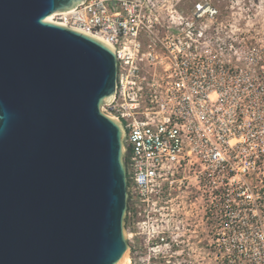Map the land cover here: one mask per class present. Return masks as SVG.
Listing matches in <instances>:
<instances>
[{
    "label": "built area",
    "instance_id": "2783aa9c",
    "mask_svg": "<svg viewBox=\"0 0 264 264\" xmlns=\"http://www.w3.org/2000/svg\"><path fill=\"white\" fill-rule=\"evenodd\" d=\"M53 21L115 50L103 109L126 133V222L150 243L177 241L198 208L192 187L212 217L260 195L249 182L264 178L263 50L213 0H85Z\"/></svg>",
    "mask_w": 264,
    "mask_h": 264
},
{
    "label": "water",
    "instance_id": "95a60500",
    "mask_svg": "<svg viewBox=\"0 0 264 264\" xmlns=\"http://www.w3.org/2000/svg\"><path fill=\"white\" fill-rule=\"evenodd\" d=\"M85 0H0V264H130L115 50L49 22Z\"/></svg>",
    "mask_w": 264,
    "mask_h": 264
},
{
    "label": "rangeland",
    "instance_id": "374dc122",
    "mask_svg": "<svg viewBox=\"0 0 264 264\" xmlns=\"http://www.w3.org/2000/svg\"><path fill=\"white\" fill-rule=\"evenodd\" d=\"M213 1L227 21L245 32L246 43L261 47L264 55V0ZM249 185L261 190L260 195L235 198L231 210L213 217L206 215L204 202L196 200L199 196L192 187L190 200L198 208L190 207L184 226L172 229L177 241L170 245L160 239L150 243L145 230L126 222L131 264H264V240L260 239L264 235V178Z\"/></svg>",
    "mask_w": 264,
    "mask_h": 264
},
{
    "label": "bare ground",
    "instance_id": "6f19581e",
    "mask_svg": "<svg viewBox=\"0 0 264 264\" xmlns=\"http://www.w3.org/2000/svg\"><path fill=\"white\" fill-rule=\"evenodd\" d=\"M53 16H54V15H51V16H50V18H49V22H54V21H53ZM82 32H83V31H82ZM84 33H87V32H84ZM87 34H89V35H91V36L97 38L96 36H94V35H92V34H90V33H87ZM97 39H98V38H97ZM129 254H130V253H129ZM130 264H131V262H130Z\"/></svg>",
    "mask_w": 264,
    "mask_h": 264
},
{
    "label": "trees",
    "instance_id": "16d2710c",
    "mask_svg": "<svg viewBox=\"0 0 264 264\" xmlns=\"http://www.w3.org/2000/svg\"><path fill=\"white\" fill-rule=\"evenodd\" d=\"M236 253H237V251H236V250H233L232 254H233L235 257H237Z\"/></svg>",
    "mask_w": 264,
    "mask_h": 264
}]
</instances>
